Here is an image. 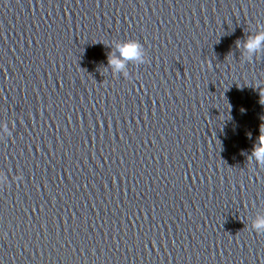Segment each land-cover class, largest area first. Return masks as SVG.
<instances>
[{
    "label": "water",
    "instance_id": "water-1",
    "mask_svg": "<svg viewBox=\"0 0 264 264\" xmlns=\"http://www.w3.org/2000/svg\"><path fill=\"white\" fill-rule=\"evenodd\" d=\"M258 32L264 0H0V264H264Z\"/></svg>",
    "mask_w": 264,
    "mask_h": 264
},
{
    "label": "clouds",
    "instance_id": "clouds-1",
    "mask_svg": "<svg viewBox=\"0 0 264 264\" xmlns=\"http://www.w3.org/2000/svg\"><path fill=\"white\" fill-rule=\"evenodd\" d=\"M118 47L120 49L122 59H118L114 55L109 58V62L116 68H124L126 60L143 59L141 56L142 45L138 41H125L118 45ZM243 48L245 49V54L249 57H251L254 53L264 50V32L249 35L243 43ZM0 130L5 133L9 131L7 122L0 121ZM258 139L259 143L253 146L252 155L256 158L258 163L264 164V131H262ZM6 181L7 177L0 172V182L6 183ZM251 227L257 233H264V214H258L252 220Z\"/></svg>",
    "mask_w": 264,
    "mask_h": 264
}]
</instances>
